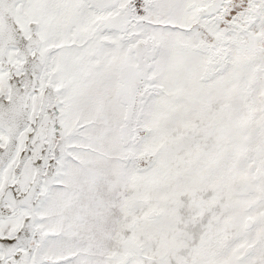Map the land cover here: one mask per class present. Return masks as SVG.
Segmentation results:
<instances>
[{
    "label": "snow or ice",
    "instance_id": "1",
    "mask_svg": "<svg viewBox=\"0 0 264 264\" xmlns=\"http://www.w3.org/2000/svg\"><path fill=\"white\" fill-rule=\"evenodd\" d=\"M0 264H264V0H0Z\"/></svg>",
    "mask_w": 264,
    "mask_h": 264
}]
</instances>
